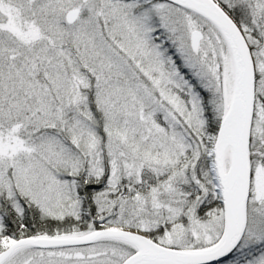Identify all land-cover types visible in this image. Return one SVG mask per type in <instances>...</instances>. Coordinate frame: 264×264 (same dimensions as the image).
I'll return each instance as SVG.
<instances>
[{
    "label": "snow or ice",
    "instance_id": "snow-or-ice-1",
    "mask_svg": "<svg viewBox=\"0 0 264 264\" xmlns=\"http://www.w3.org/2000/svg\"><path fill=\"white\" fill-rule=\"evenodd\" d=\"M0 264H264V0H0Z\"/></svg>",
    "mask_w": 264,
    "mask_h": 264
}]
</instances>
